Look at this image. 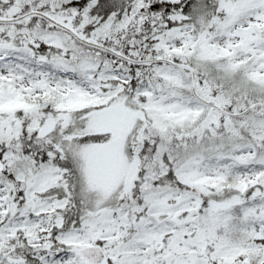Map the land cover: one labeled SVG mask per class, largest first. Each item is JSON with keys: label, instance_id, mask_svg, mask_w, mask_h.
<instances>
[{"label": "snow or ice", "instance_id": "snow-or-ice-1", "mask_svg": "<svg viewBox=\"0 0 264 264\" xmlns=\"http://www.w3.org/2000/svg\"><path fill=\"white\" fill-rule=\"evenodd\" d=\"M0 264H264V0H0Z\"/></svg>", "mask_w": 264, "mask_h": 264}]
</instances>
